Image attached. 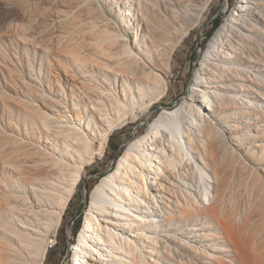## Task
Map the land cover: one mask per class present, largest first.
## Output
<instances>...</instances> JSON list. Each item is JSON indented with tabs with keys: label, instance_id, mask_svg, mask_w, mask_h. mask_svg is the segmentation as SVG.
Returning <instances> with one entry per match:
<instances>
[{
	"label": "bare ground",
	"instance_id": "6f19581e",
	"mask_svg": "<svg viewBox=\"0 0 264 264\" xmlns=\"http://www.w3.org/2000/svg\"><path fill=\"white\" fill-rule=\"evenodd\" d=\"M65 1L58 21L82 27L81 42L72 37L65 58L49 46L46 57L65 76L54 73L57 90L35 80L0 123V264H44L86 167L117 128L166 94L176 50L213 0ZM263 9L264 0L237 2L187 97L130 140L96 183L72 264H201L207 246L183 234L198 219L239 258L264 260V243L252 242L264 230V111L253 107L264 94L249 91L264 64Z\"/></svg>",
	"mask_w": 264,
	"mask_h": 264
},
{
	"label": "rangeland",
	"instance_id": "374dc122",
	"mask_svg": "<svg viewBox=\"0 0 264 264\" xmlns=\"http://www.w3.org/2000/svg\"><path fill=\"white\" fill-rule=\"evenodd\" d=\"M238 1L213 0L211 2L202 20L191 30L176 50L172 61V70L169 72V88L166 94L138 119H128L117 128L110 137L105 154L102 157H97L86 167L58 232L56 235L52 234L55 241L49 246L44 264H72L73 243L77 241L79 230L84 224L90 206V195L96 183L115 167L117 158L124 152L130 140L146 133L150 122L164 108H173L187 97L200 59L207 50L210 40L237 6ZM66 6L65 0H0L1 124L9 121V112H13L14 115L17 113L21 104V96L28 97L29 87L36 85V81L44 85L46 89L48 86H52L53 90L58 89L54 73L63 78L65 70L60 66L61 64L57 63L56 59L50 61L48 65L46 57L49 55V46L59 52L60 57L65 58L63 54H69L65 48H67L70 39L74 37L75 42L80 43L82 34L80 31L82 27L78 24L74 25L73 22L70 24L68 20L64 19L58 21L59 16L63 17L68 12L67 10H70ZM72 15L73 19L78 15L77 8L71 10L70 17ZM55 18L56 20H53ZM68 30H70L69 33L66 32ZM257 32V40L264 45L263 33L260 34L259 30ZM255 80L250 79L249 81L252 85L249 90L251 95L264 94V64ZM61 83L66 85L63 79ZM242 98L247 100V96H242ZM263 103L264 100L256 101V104L253 105L254 109L263 113ZM235 181L234 178L230 181V190L231 193L237 195ZM207 202L209 200H205V204ZM188 221L190 222L188 226L191 229L196 228V230L193 234L183 233L186 236L185 240L188 243L189 240L194 243L197 240H202L199 242V246L204 245L208 249L207 252L205 250L199 254L198 261L201 264L222 262L236 264L237 261L239 264H256L246 256L239 258L237 254L235 255V251L230 250V247L233 248V244L228 243L224 237H218L214 228L201 231L199 228L207 227L205 223L196 226L201 223V219L195 221V225L191 220ZM183 231L180 230V232ZM200 231L204 233V236H199ZM259 231L260 229L253 235L254 249L258 248L260 243H264V230L261 233ZM158 232L160 234V231ZM194 234L195 236H193ZM232 254H234V258H231ZM124 258H126L125 260L130 259L128 256H124ZM220 259L222 260L217 262ZM258 264H264V260Z\"/></svg>",
	"mask_w": 264,
	"mask_h": 264
}]
</instances>
